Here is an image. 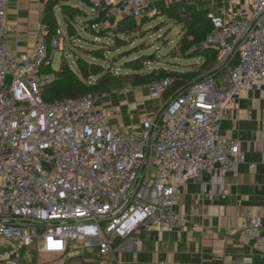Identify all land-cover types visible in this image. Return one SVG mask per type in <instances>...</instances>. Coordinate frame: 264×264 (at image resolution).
Segmentation results:
<instances>
[{"label":"built area","instance_id":"built-area-1","mask_svg":"<svg viewBox=\"0 0 264 264\" xmlns=\"http://www.w3.org/2000/svg\"><path fill=\"white\" fill-rule=\"evenodd\" d=\"M87 1L95 14L110 7L91 25L96 31L111 19L159 14L147 11V0ZM7 8L0 0V247L13 250L0 264H120L118 255L139 246L143 227L196 231L175 207L192 180L226 197L225 176L241 149L221 137L220 125L237 94L264 88V0H253L246 14L209 11L213 30L200 47L218 52L215 69L228 67V78L219 71L179 88L130 133L109 124L118 109L98 108L95 96L43 99L42 70L71 46L69 35L40 23L32 48L18 53L7 44ZM174 80L124 90L146 89L157 98ZM241 229L264 252L262 217L248 211ZM28 249L53 258L23 261Z\"/></svg>","mask_w":264,"mask_h":264},{"label":"crops","instance_id":"crops-1","mask_svg":"<svg viewBox=\"0 0 264 264\" xmlns=\"http://www.w3.org/2000/svg\"><path fill=\"white\" fill-rule=\"evenodd\" d=\"M47 2L8 0L7 22L13 29L7 37L10 49L23 53L32 48L38 26L43 23ZM252 2L147 0V11L155 8L159 11L162 8L182 11L191 4L215 13L246 14ZM64 4L75 8L87 5L90 9L85 15L95 14L90 4L82 0H69ZM62 5L55 7L57 25L67 31L63 26ZM199 59L202 61V58ZM150 96L146 89L122 90L108 95L106 100L100 96L96 105L98 108H117L118 113L110 119L109 124L122 133H130L140 129L144 120L156 116L172 94L156 99ZM132 112H139L140 118L132 119L129 115ZM220 135L223 139L238 141L241 149L233 169L225 176L226 197L222 198L216 192L210 193V187L203 189L198 180L190 181L181 189L175 210L185 213L190 224H197L198 229L194 232L188 228L148 231L143 227L139 246L118 255L120 264H264V252L258 250L241 229L244 217L250 210L262 217L264 228V88L260 91H243L234 97L228 116L220 125Z\"/></svg>","mask_w":264,"mask_h":264},{"label":"rangeland","instance_id":"rangeland-1","mask_svg":"<svg viewBox=\"0 0 264 264\" xmlns=\"http://www.w3.org/2000/svg\"><path fill=\"white\" fill-rule=\"evenodd\" d=\"M84 2L88 4L86 1ZM89 9L87 5L84 8H75L69 5L62 9L64 16L63 26L67 28L71 46L66 47L64 53H55L52 65L54 70H59L62 65H68L74 69L78 77L84 78L89 83L98 79L96 69L91 67V63L95 61L99 62L105 71L111 70L114 73L126 72L132 68H141L142 71L146 72L162 67L175 69L180 72L193 71L195 67L197 69L200 68L201 59L198 57L188 58V52H184L181 49L179 42L183 37L182 26L174 18L170 19L166 15L160 17L162 15L161 11H159V14L145 16L139 21L136 20L139 30L123 33L127 45L121 46L110 35L97 36L98 33L91 28V24L97 16L96 14L85 15ZM57 17L60 20L59 10L57 11ZM110 27H102L101 29H110ZM115 27H117V24H114L113 28ZM94 55H98V57L95 58ZM132 59H137V63L128 68L127 61ZM77 60H80L81 64H78ZM47 71L49 74L45 76L46 79H53L55 73L51 69ZM229 72L230 69L225 67L221 71V78L227 79ZM122 90L124 89L119 91ZM100 96L95 95L96 98ZM106 97H102V99ZM150 98L152 97L150 96ZM129 115L132 119L140 118L139 112H132ZM12 250L13 248L10 244L0 247V257ZM37 255V249H28L26 253H22V260L53 258L45 253L40 254V257ZM64 261L65 258H62L57 263L61 264Z\"/></svg>","mask_w":264,"mask_h":264},{"label":"trees","instance_id":"trees-1","mask_svg":"<svg viewBox=\"0 0 264 264\" xmlns=\"http://www.w3.org/2000/svg\"><path fill=\"white\" fill-rule=\"evenodd\" d=\"M69 0H48L46 5L43 23L46 24L48 30L53 32L57 28V19L55 14V7L59 4L62 9L68 4H64ZM86 1L88 4L89 2ZM110 7L105 5L99 12V15L94 20V23L103 22L108 14ZM207 10L198 9L194 5L188 4L182 11H176L170 8H162L161 14L166 15L168 18H174L177 23L182 26L183 37L179 44L184 52H188V58L199 57L202 61L199 63V69L195 67L193 71L187 70L180 72L175 69L162 67L155 69L151 72L142 71L141 68H132L129 71L114 73L111 70L105 71L104 67L97 61L91 63V67L96 69L98 79L95 82H87L84 78L78 77L74 69H64V65L59 70H54L52 66H45L42 70L43 74L47 75V70L51 69L55 73L53 79H49L46 84L42 86L43 99L48 102L61 101L68 98H76L84 95H103L111 93L113 90L124 89L127 86L139 87L145 86L151 82L160 81L166 77L174 78L173 84L167 90L166 97L169 94H174L179 88L190 84L191 82L198 81L208 74L216 75L221 69H215L217 63L218 52L213 49L200 47L213 30L211 20L208 19ZM91 24V25H92ZM136 20L132 16H127L117 22V27L110 29H100L94 32L98 33L97 36L110 35L114 41L121 45H127L125 35L127 31H138ZM139 51V50H138ZM99 55V54H98ZM98 55H94L95 58ZM127 56V55H125ZM97 60V59H96ZM137 59L127 61L128 68L136 64ZM81 64L80 60H77ZM237 63V60L232 63ZM86 77V74H85Z\"/></svg>","mask_w":264,"mask_h":264},{"label":"water","instance_id":"water-1","mask_svg":"<svg viewBox=\"0 0 264 264\" xmlns=\"http://www.w3.org/2000/svg\"><path fill=\"white\" fill-rule=\"evenodd\" d=\"M111 22H113V19H111ZM67 68H69V66L68 65H64V69H67ZM203 79H204V77L202 79H200V80H203Z\"/></svg>","mask_w":264,"mask_h":264}]
</instances>
